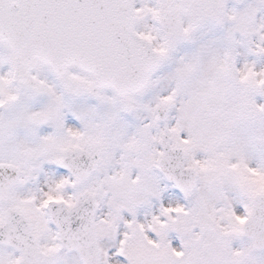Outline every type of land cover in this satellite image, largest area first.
I'll return each mask as SVG.
<instances>
[{"label":"snow or ice","instance_id":"snow-or-ice-1","mask_svg":"<svg viewBox=\"0 0 264 264\" xmlns=\"http://www.w3.org/2000/svg\"><path fill=\"white\" fill-rule=\"evenodd\" d=\"M0 264H264V0H0Z\"/></svg>","mask_w":264,"mask_h":264}]
</instances>
